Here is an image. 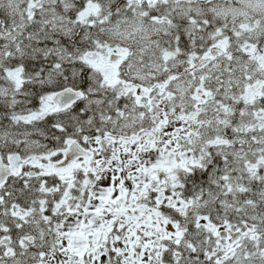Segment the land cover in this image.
I'll return each instance as SVG.
<instances>
[{"label": "snow or ice", "instance_id": "6c2138e0", "mask_svg": "<svg viewBox=\"0 0 264 264\" xmlns=\"http://www.w3.org/2000/svg\"><path fill=\"white\" fill-rule=\"evenodd\" d=\"M0 264H264V0H0Z\"/></svg>", "mask_w": 264, "mask_h": 264}]
</instances>
